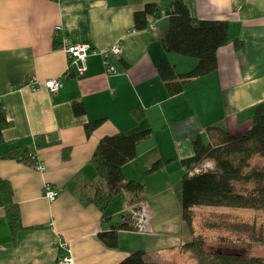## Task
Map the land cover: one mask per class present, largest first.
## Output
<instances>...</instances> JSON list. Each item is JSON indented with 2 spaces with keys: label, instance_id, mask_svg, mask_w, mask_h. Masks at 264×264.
Instances as JSON below:
<instances>
[{
  "label": "crops",
  "instance_id": "obj_1",
  "mask_svg": "<svg viewBox=\"0 0 264 264\" xmlns=\"http://www.w3.org/2000/svg\"><path fill=\"white\" fill-rule=\"evenodd\" d=\"M174 1L0 0V105L9 122L0 142V179L11 185L22 223L13 237L0 207V264H59L68 256L75 264H119L139 250L148 264H169L179 252L182 244L165 252L158 220H165V206L180 201L186 172L181 161L194 155L193 141L201 137L209 144L210 126L241 136L264 115V0H180L196 19L226 21L229 34L217 52V70L170 97L158 67L170 63L186 73L198 63L163 48L164 11ZM148 4L160 10L137 31L134 15ZM118 43L121 54L109 57L117 72L107 75L103 54ZM67 44L94 49L83 75L69 72ZM31 79H60L62 88L56 94L35 91ZM74 101L84 103V115L74 114ZM137 110L144 111L154 133L123 172L127 181L144 184L139 198L149 211V232L120 231L118 247L109 248L98 235L123 224L134 196L118 194L102 210L85 204L81 189L87 185L93 195L97 171L91 159L100 141L133 130ZM95 121L102 122L87 136L85 125ZM14 147L34 154L45 170L1 158ZM158 160L168 164L148 174ZM46 184L59 191L53 201L43 196Z\"/></svg>",
  "mask_w": 264,
  "mask_h": 264
},
{
  "label": "trees",
  "instance_id": "obj_2",
  "mask_svg": "<svg viewBox=\"0 0 264 264\" xmlns=\"http://www.w3.org/2000/svg\"><path fill=\"white\" fill-rule=\"evenodd\" d=\"M160 8L148 4L145 9L134 15V29L141 31L149 26V17ZM164 14L168 17V30L162 40L167 53L195 58L197 65L189 72L178 73L170 63L158 67V74L170 97L184 92L186 86L205 77L218 68L217 52L228 43L229 25L226 21H208L193 17L190 7L183 1H174ZM237 51L243 43L235 41ZM76 116L84 115L82 101L73 102ZM136 127L126 133L103 138L91 163L97 171L94 193H87V185L81 189V200L85 204H95L104 210L110 201L121 193L134 196L132 204L140 203L139 195L144 184L127 181L123 167L137 156L139 144L153 136V129L142 110L135 112ZM102 121L85 125L87 136L96 130ZM9 126L5 109L0 105V142L3 131ZM210 143L201 137L193 141L194 155L181 161L186 172L181 178L182 219L190 233L194 234V209L199 207L250 209L264 211V115L253 119L250 129L241 136L230 134L220 126L206 129ZM1 158L14 159L29 166H35L37 157L26 149L14 147ZM260 160V164H255ZM168 162L158 160L147 171L148 174L163 169ZM208 165V166H207ZM247 185H253L247 189ZM0 207L6 210L7 220L13 237L22 229L20 210L13 201L11 185L0 179ZM132 231L124 223L109 232L99 233V239L109 248L119 245V232ZM262 240V239H260ZM179 251L197 261V264H264V257L240 253H211L205 250L201 237H194L182 244ZM119 264H148L146 252L139 250L131 253Z\"/></svg>",
  "mask_w": 264,
  "mask_h": 264
},
{
  "label": "rangeland",
  "instance_id": "obj_3",
  "mask_svg": "<svg viewBox=\"0 0 264 264\" xmlns=\"http://www.w3.org/2000/svg\"><path fill=\"white\" fill-rule=\"evenodd\" d=\"M260 164V160H255ZM252 189L253 185H247ZM165 220H158L160 233L165 235V252L169 246L183 244L194 237H201L205 250L211 253H240L264 257V211L199 207L194 209V234L190 233L182 219L181 202L165 206ZM262 239V240H260ZM169 264H197L188 254L180 251L171 254Z\"/></svg>",
  "mask_w": 264,
  "mask_h": 264
},
{
  "label": "built area",
  "instance_id": "obj_4",
  "mask_svg": "<svg viewBox=\"0 0 264 264\" xmlns=\"http://www.w3.org/2000/svg\"><path fill=\"white\" fill-rule=\"evenodd\" d=\"M151 30H155L152 25ZM61 27L56 28V32H59ZM64 51L66 52L69 61V72L74 71L78 75H83L87 71V59L95 51L88 44L81 45H65ZM122 52V47L120 43L114 45L110 50L103 54L104 64L106 67L107 75L114 74L117 72L114 65L110 63L109 57L111 55H120ZM29 86L31 89L38 91L41 89H46L50 93L56 94L62 88V82L60 79L48 80L45 82H37L35 79L29 81ZM208 166V165H207ZM35 168L38 171H44L45 167L39 161H37ZM59 191L55 189L51 184H46L43 188V196L53 201L57 198ZM149 211L143 205L142 202L131 204L127 209L126 215L124 216V223H127L130 229L137 233H148L149 232ZM65 245V244H63ZM59 264H75L74 259L70 256L64 257L59 261Z\"/></svg>",
  "mask_w": 264,
  "mask_h": 264
}]
</instances>
